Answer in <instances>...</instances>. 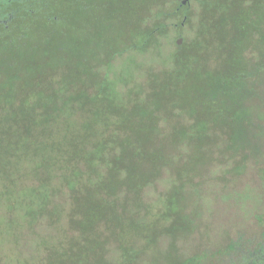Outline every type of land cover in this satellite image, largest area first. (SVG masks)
I'll return each instance as SVG.
<instances>
[{"label":"trees","instance_id":"trees-1","mask_svg":"<svg viewBox=\"0 0 264 264\" xmlns=\"http://www.w3.org/2000/svg\"><path fill=\"white\" fill-rule=\"evenodd\" d=\"M62 1L59 23L48 0L44 8L0 0V158L13 166L1 177L0 196L22 169L34 189L47 188H39L47 198L25 211L29 224L44 218L54 225V244L39 245L38 264H207L210 257L264 264V230L257 241L238 238L203 255L183 257L179 244L198 210L187 189L219 161L213 153L235 164L261 157L264 13L257 1L194 0V36L181 45L176 39L172 63L146 69L140 88L113 73L112 63L144 53L170 26L178 35L185 25L193 29L189 8L140 0L141 14L124 0L90 10L82 0ZM29 7L38 9L36 25L24 20ZM49 22L52 31L42 25ZM164 170L169 185L148 202L147 189Z\"/></svg>","mask_w":264,"mask_h":264},{"label":"rangeland","instance_id":"rangeland-1","mask_svg":"<svg viewBox=\"0 0 264 264\" xmlns=\"http://www.w3.org/2000/svg\"><path fill=\"white\" fill-rule=\"evenodd\" d=\"M256 1L259 5L257 14L264 13V0ZM165 2V7H173L175 0L174 3L171 0ZM158 7L153 5L152 9L157 10ZM188 10L192 15L190 24L193 29H191V25H185L184 32L178 35L177 27L170 26L167 35L159 36L158 43L156 42L144 53L138 54L133 50L116 58L112 63L113 73L121 74L123 78L130 80L128 81L129 86L140 88L138 82L146 69L158 70L161 65H170L174 47H176L175 40L179 36L183 38L185 35L194 36V28L197 26V15L199 14L196 2L192 0ZM151 16L149 9L146 19L149 26L152 24ZM185 29L190 31L186 32ZM135 34L137 35V33ZM19 74L22 73L19 72ZM124 84L118 82L119 87H125L126 84ZM261 114L264 119V107ZM213 148L216 147L213 146ZM220 149L222 150L221 146L215 151L219 152ZM259 156L261 157L258 158V161L247 158L242 164H235L232 160L221 159L220 156L213 153V158H217L221 164L214 162L207 166L196 182L187 189L188 196H192L190 198L192 208L197 205L198 210L190 218L191 230L186 234V240L179 242L180 250L183 249V257L201 252L202 255L206 252L211 253L213 250L221 249L226 242L238 238L244 243H247L246 240L248 242L250 239L257 241L260 238L259 236L264 230V147H262ZM3 160L0 158V180L3 173L9 175L13 172V166H8ZM10 163L11 161H9ZM22 174L23 177L18 181L14 176L11 177L14 186H10V193L4 197L0 196V264H38V256L40 255V259L42 258L41 254L44 253L43 249L41 252L38 251L39 245L54 244V242H50L55 239L51 232L53 230L50 228L54 225L44 218L29 224L25 217L28 207L36 208L35 205L41 196L47 198L46 192L42 190H47V188L44 185H37L42 189H34L36 186L25 181L26 173L23 169ZM167 174L168 172L164 170L161 180L147 189L145 198L148 202L152 201L158 193L166 190L169 185ZM8 205H11L15 210L12 214H7L3 210L8 208ZM11 219H15L16 222ZM246 247H250V244ZM209 259L211 260L207 264L216 263L214 257Z\"/></svg>","mask_w":264,"mask_h":264},{"label":"flooded vegetation","instance_id":"flooded-vegetation-1","mask_svg":"<svg viewBox=\"0 0 264 264\" xmlns=\"http://www.w3.org/2000/svg\"><path fill=\"white\" fill-rule=\"evenodd\" d=\"M31 1L34 2L35 4H41L42 8L45 7L44 0H26V2H31ZM82 1H83V5H85L84 7H86L87 10H90V9H92V7L95 5L96 2L102 1V0H82ZM124 1H125V4H126V7L129 5L127 8L133 9L136 13H141L142 14V12L144 10L143 1H140V0H134V2H133V0H124ZM191 1L192 0H187V2L183 4L182 0H177L176 1L177 3L176 2L174 3V8L173 9L176 10L177 12H181L184 8H189L190 9ZM74 2L79 4L76 1H74ZM53 3L56 5L57 14L53 15L51 19L52 20H56L59 23H61L63 21V17L58 14V9H59L60 6L62 8H64L63 1L62 0H48L47 5H51ZM99 5H101V4H99ZM29 10H30V14H31L30 18H27V19H24V20L30 21V22H27V24H29V25H31V23L36 25L38 20L34 17V15L38 12V9L36 7H29ZM44 10H47V9L45 8ZM183 19H185V18H183ZM76 21L78 23H80L81 25H83L77 18H76ZM142 22H143V20L140 23L142 24ZM42 25H47L50 28V31L54 30L53 29L54 22L44 23ZM89 26H90V24H89ZM103 31L106 33L105 30H103ZM179 37H181V36H179ZM83 41H84V36L82 38L76 39V44L77 45H83V43H84Z\"/></svg>","mask_w":264,"mask_h":264},{"label":"water","instance_id":"water-1","mask_svg":"<svg viewBox=\"0 0 264 264\" xmlns=\"http://www.w3.org/2000/svg\"><path fill=\"white\" fill-rule=\"evenodd\" d=\"M187 0H182V3H186ZM177 44H180L182 42V37H178L177 40H176Z\"/></svg>","mask_w":264,"mask_h":264}]
</instances>
